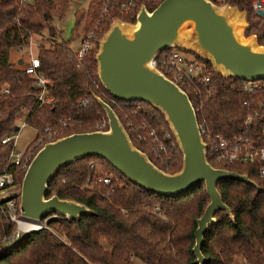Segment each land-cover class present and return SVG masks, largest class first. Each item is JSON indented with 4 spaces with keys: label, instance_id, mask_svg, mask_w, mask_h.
<instances>
[{
    "label": "trees",
    "instance_id": "obj_1",
    "mask_svg": "<svg viewBox=\"0 0 264 264\" xmlns=\"http://www.w3.org/2000/svg\"><path fill=\"white\" fill-rule=\"evenodd\" d=\"M68 1L0 0V173L12 172L15 183H21L31 158L47 142L36 144L46 134V126L48 130L58 131L53 139L98 129L96 123L106 115L96 95L111 105L133 144L155 165L168 172L178 170L182 154L162 112L143 100L114 97L97 76L95 52L99 38L115 18L133 22L134 12L124 15L113 8L103 20L101 0H87L86 7L75 11L72 36L57 41L54 37L59 32L52 26L53 19L62 18ZM160 1L138 0L135 11L142 4L152 10ZM251 2L223 0L246 10L245 35L254 33L258 43L264 44V16L252 9ZM95 27L94 47L79 60L71 47L72 39L81 38ZM45 29L48 36L44 39L48 44L41 42L35 54L40 62L39 71L51 81L52 100L39 105L34 97L38 90L34 78L13 60L11 50L24 45L29 37L43 38ZM176 47L193 54L210 75L211 91L205 93V88L199 86L202 107L196 114L198 123L224 133L238 129L245 113L242 101L248 96L245 84L249 81L215 72L209 59ZM4 86L8 92H3ZM181 87L191 101L200 96L193 85ZM81 99L86 100L85 105H79ZM22 113L36 134L24 148L21 162L15 164L10 156L12 141L2 142V138L13 131ZM166 135L170 139H165ZM160 140L165 142L166 151L158 149ZM208 160L213 166L248 174L259 188L236 179L217 181V189L230 212L225 209L214 212L216 221L208 224L203 235L204 264H264V178L245 165ZM90 163L95 165L94 169L89 168ZM97 170L111 175L110 183L89 182L83 186L86 178ZM52 194L83 203L91 213L78 219L55 213L47 220V226L63 233L66 242L56 238L47 227H40L20 234L11 245L10 237L17 224L4 208V200H0V264H198L192 252L194 230L197 217L209 201L203 181L184 194L163 196L128 180L103 157L88 155L54 171L46 196ZM15 200L18 205L19 192ZM154 205L160 207L162 216L152 211Z\"/></svg>",
    "mask_w": 264,
    "mask_h": 264
},
{
    "label": "water",
    "instance_id": "obj_2",
    "mask_svg": "<svg viewBox=\"0 0 264 264\" xmlns=\"http://www.w3.org/2000/svg\"><path fill=\"white\" fill-rule=\"evenodd\" d=\"M264 16V11H256ZM246 10L210 0H161L152 10L141 5L134 21L115 18L98 40L97 76L104 88L123 100H143L164 115L182 154L181 166L168 172L136 147L111 105L96 95L107 120L106 129L75 132L45 142L33 155L22 176L19 211L24 218L43 220L52 214L78 219L91 210L83 203L46 196L54 171L78 158L97 155L106 159L128 180L146 190L174 197L204 182L209 197L196 219L192 252L204 264L203 235L214 212L229 207L217 189L220 179L259 185L248 174L213 166L205 152L196 112L187 92L151 63L171 46H181L209 59L213 70L243 80L264 79V44L254 33L245 35ZM18 64L21 59L17 60ZM15 125L13 130H17ZM16 240L11 243L15 244Z\"/></svg>",
    "mask_w": 264,
    "mask_h": 264
},
{
    "label": "built area",
    "instance_id": "obj_3",
    "mask_svg": "<svg viewBox=\"0 0 264 264\" xmlns=\"http://www.w3.org/2000/svg\"><path fill=\"white\" fill-rule=\"evenodd\" d=\"M19 1L20 3H23L28 0ZM137 1L138 0H101L99 2L100 17L105 20L113 8L124 15L133 12L134 15H136L141 6L140 5L135 11ZM210 1L219 6L224 4L223 0ZM251 7L255 12L264 11V0H252ZM96 28L97 27H95L94 30L83 34L79 40L80 43L74 49V53L79 60L94 47V39L97 37ZM33 42L34 40L29 37L24 45L18 46L16 48L17 54L14 60L21 59L22 62L20 65L22 69L34 78V84L38 88L34 97L36 102L41 105L52 100L49 88L51 81L38 69L40 65L39 58L35 54V51L30 50ZM151 63L180 87L181 85L195 86V93L197 95L200 93V96H195L191 103L196 114L197 112H200L202 107V97L199 86L201 85L205 88V93L211 91V82H209L210 75L206 72L204 64L193 54L178 49L176 46H171L158 52L151 60ZM194 80L199 82H190ZM245 88L248 96L242 101V104L245 107V113L238 129L231 133H224L219 130H212L204 123H198V127L206 144L205 152L208 159L212 158L218 162L245 165L253 170L258 177L264 178V79L246 82ZM3 92H8V88L4 86ZM111 101H113V98H111ZM85 104L86 100L81 99L79 105ZM17 122L18 129L16 131H19L21 127L27 124L25 113L18 116ZM62 124L65 126L66 121H63ZM107 125L108 120L106 117L99 120L95 127L102 130L106 129ZM143 126L147 127L146 124H143ZM44 130L46 131V134L40 136L37 140L41 144H43L44 141L52 140L54 136H58V131L48 130V126H46ZM16 131L13 130L11 133L6 134L2 138V142L12 141V149L10 153L11 162L19 164L23 155L21 151H16L15 149ZM151 133H153L152 130ZM165 139H170V135H166ZM158 144V149L166 151L167 147L163 140H160ZM94 167L95 165L90 163L89 168L94 169ZM111 179V175L103 174L97 170L94 174H91V176L89 175L86 178V182L83 186H88L89 182H102L109 184ZM12 185H14L13 173L2 171L0 173V200H4V208L7 210L9 217L16 221L21 228L25 229L28 222L20 215L19 204L17 205L15 200V195L19 192L20 188L15 192L10 191L4 193V191ZM152 211L156 215H163V212L158 205H154ZM55 215L56 214H52L46 219L40 220V223L35 227H46L47 220ZM41 221L44 222L42 223ZM90 264L103 263L90 262Z\"/></svg>",
    "mask_w": 264,
    "mask_h": 264
},
{
    "label": "rangeland",
    "instance_id": "obj_4",
    "mask_svg": "<svg viewBox=\"0 0 264 264\" xmlns=\"http://www.w3.org/2000/svg\"><path fill=\"white\" fill-rule=\"evenodd\" d=\"M86 5H87V0H69L67 2L62 18H60V19L54 18L53 19V25L52 26L55 27L57 29V31L59 32L58 35L56 37H54L55 40L60 41L61 39H68L72 36V34L74 32V24H75V15H74L75 11L79 8L86 7ZM79 31L80 30H77V32H79ZM42 35H43L42 36L43 38H41V36H37V35H36V38L32 37L34 42L32 43V46L30 49L31 51L32 50L36 51L38 45L41 42L48 44L47 43L48 41L46 42V40L44 39V37L48 36V30L45 29L42 32ZM79 40H80V37L72 39V42H71L72 49H75L78 46V44L80 43ZM16 54H17V51L15 49H12L11 50V57L13 58V60H14ZM24 57H25V54H24ZM16 133H17V136H16V142H15V149H16V151H21L22 155H24V148L35 136L36 129L33 126L26 124L25 126L21 127V129L19 131H16ZM36 144L40 145L41 143H39L37 141ZM19 188H20V184H17L14 181V185L9 186V188H7L4 191V193H8L10 191L15 192ZM0 199H1V197H0ZM24 220L27 222L30 221V219H28V218H24ZM39 223H40V221H38V224ZM16 224H17V228H16L15 232L13 233V235L10 237V242H14L16 240L17 235H19V237H20V234L24 233L25 231L32 230L34 228V227L31 228L27 225L28 227L26 226L25 229L24 228L20 229L19 224L17 222H16ZM46 227L52 234H54L56 236V238H58L59 240H61L63 242H66V238H65L63 233L59 232L56 228H54L52 226L46 225ZM35 229H38V228H35ZM19 237L17 238V240L19 239ZM104 241H106V240H103V242Z\"/></svg>",
    "mask_w": 264,
    "mask_h": 264
},
{
    "label": "bare ground",
    "instance_id": "obj_5",
    "mask_svg": "<svg viewBox=\"0 0 264 264\" xmlns=\"http://www.w3.org/2000/svg\"><path fill=\"white\" fill-rule=\"evenodd\" d=\"M36 225H38V221H37V220H32V219H30V221L28 222V226L31 227V228L34 227L33 229L36 228V227H35ZM28 226H27V227H28ZM20 229H21V227H20Z\"/></svg>",
    "mask_w": 264,
    "mask_h": 264
},
{
    "label": "crops",
    "instance_id": "obj_6",
    "mask_svg": "<svg viewBox=\"0 0 264 264\" xmlns=\"http://www.w3.org/2000/svg\"><path fill=\"white\" fill-rule=\"evenodd\" d=\"M22 62V61H21ZM21 64V63H20Z\"/></svg>",
    "mask_w": 264,
    "mask_h": 264
}]
</instances>
